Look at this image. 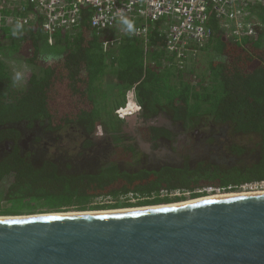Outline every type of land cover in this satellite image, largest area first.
I'll return each instance as SVG.
<instances>
[{
	"label": "trees",
	"instance_id": "obj_1",
	"mask_svg": "<svg viewBox=\"0 0 264 264\" xmlns=\"http://www.w3.org/2000/svg\"><path fill=\"white\" fill-rule=\"evenodd\" d=\"M89 17V10L82 8L74 31L51 34L43 32L38 18L22 27L0 19V123L47 117L52 127L62 128L68 121L64 115H70L115 128L127 108L116 110L133 90L137 104L154 111L166 107L190 127L229 123L240 142L253 146L257 158L233 165L200 161L159 171L120 170L109 162L95 173L70 175L58 172L51 162L36 168L18 159L0 174L6 176L0 202L18 206L0 209V215H19L20 208L33 207L34 201L45 212L69 205L78 211L155 205L179 201L160 197L161 191L264 180V6L243 7L241 17L252 21L254 29L240 37L223 29L209 8L210 36L182 57L166 49L164 20L151 24L146 38L139 39L130 33L135 20L96 31ZM233 150L241 154L244 149L234 145ZM129 194L142 201L88 205L98 197L118 200Z\"/></svg>",
	"mask_w": 264,
	"mask_h": 264
},
{
	"label": "water",
	"instance_id": "obj_2",
	"mask_svg": "<svg viewBox=\"0 0 264 264\" xmlns=\"http://www.w3.org/2000/svg\"><path fill=\"white\" fill-rule=\"evenodd\" d=\"M0 264H264V193L2 218Z\"/></svg>",
	"mask_w": 264,
	"mask_h": 264
},
{
	"label": "flooded vegetation",
	"instance_id": "obj_3",
	"mask_svg": "<svg viewBox=\"0 0 264 264\" xmlns=\"http://www.w3.org/2000/svg\"><path fill=\"white\" fill-rule=\"evenodd\" d=\"M138 107L127 119L117 121L115 128L102 120L94 125L70 115H64L68 121L62 128L52 127L47 117L0 123V174L18 159L36 168L51 162L58 172L70 175L95 173L109 162L120 170L159 171L200 161L233 165L257 158L251 153L253 146L240 142V134L233 133L229 123L209 121L190 127L175 120L166 107L155 111ZM234 145L244 149L241 154L233 150ZM124 146L129 147L127 152ZM5 180L6 176L0 178V186Z\"/></svg>",
	"mask_w": 264,
	"mask_h": 264
},
{
	"label": "built area",
	"instance_id": "obj_4",
	"mask_svg": "<svg viewBox=\"0 0 264 264\" xmlns=\"http://www.w3.org/2000/svg\"><path fill=\"white\" fill-rule=\"evenodd\" d=\"M248 3L264 6V0H0V19L7 24L14 23L17 27H22L38 18L46 34L58 30L70 33L81 22L82 8H87L90 12L89 25L94 30L101 31L135 20L137 24L130 29V33L143 38H146L151 24L164 20L166 49L182 57L192 45L202 46L210 36L211 32L206 24L209 8L220 26L223 29L230 28L235 37H240L243 33L253 34L254 23L241 17V11ZM2 9L8 11V14L2 13ZM130 103L134 105V109L127 114L138 110L137 102L128 96L126 103L116 110V114L126 109ZM197 190L198 197L235 191H264V180L228 187L206 185ZM184 194H190V191H161L159 196ZM96 199L98 204H107L108 199L112 198ZM125 199L130 203L142 201V198L131 194Z\"/></svg>",
	"mask_w": 264,
	"mask_h": 264
},
{
	"label": "rangeland",
	"instance_id": "obj_5",
	"mask_svg": "<svg viewBox=\"0 0 264 264\" xmlns=\"http://www.w3.org/2000/svg\"><path fill=\"white\" fill-rule=\"evenodd\" d=\"M90 95H93L92 93H90ZM96 95V93H95ZM92 100H94V98H92ZM134 105L133 104H129V106L127 107V112L133 108ZM1 187V186H0ZM202 187V186H201ZM201 187H197L195 188L193 191H190V194H184V195H176V196H171V198H175L177 197L179 199V201H174V202H170V203H159V204H155V205H167V204H175V203H179V202H182V201H188V200H193V199H196V198H201V197H205V196H209V195H205V196H196V198H194L193 194L192 193H196ZM128 202L127 199H124V198H120L118 200H114V199H108V203L107 204H112V203H121V202ZM130 203V202H128ZM30 204H34L33 207L31 206H27L29 204H25L26 206L25 207H22L20 208V211H21V214L19 215H7V216H23V215H33V214H38V213H49V212H53V211H49V212H45L47 211V209L45 207H41L39 206V204L37 202H32ZM132 204H135L132 202ZM18 206V204H5L3 202H0V209H3V208H7V207H13V206ZM88 205H103V204H98L97 203V199H94L90 204ZM145 207L147 206H154V205H144ZM144 206H131V207H124V208H115V209H88L86 210L85 212H88V211H104V210H119V209H126V208H135V207H144ZM59 212H80L77 210V206L76 205H69L65 208H63V210L59 211ZM0 216H4V215H0Z\"/></svg>",
	"mask_w": 264,
	"mask_h": 264
},
{
	"label": "bare ground",
	"instance_id": "obj_6",
	"mask_svg": "<svg viewBox=\"0 0 264 264\" xmlns=\"http://www.w3.org/2000/svg\"><path fill=\"white\" fill-rule=\"evenodd\" d=\"M128 112H124L125 116L128 115ZM255 193H264V191H255V192H247V191H235V192H226V193H218V194H211L209 196L196 198L193 200L188 201H182L175 204H167V205H154V206H147V207H135V208H126V209H119V210H104V211H88L87 213H109V212H123V211H132V210H145V209H154V208H160V207H169V206H176V205H182L187 203H192L204 199H212V198H220V197H227V196H234V195H246V194H255ZM85 211L80 212H68V213H84ZM57 213V212H55ZM86 213V212H85ZM16 216H0V219L2 218H11ZM21 217V216H19Z\"/></svg>",
	"mask_w": 264,
	"mask_h": 264
},
{
	"label": "crops",
	"instance_id": "obj_7",
	"mask_svg": "<svg viewBox=\"0 0 264 264\" xmlns=\"http://www.w3.org/2000/svg\"><path fill=\"white\" fill-rule=\"evenodd\" d=\"M139 39H143L142 37H138ZM146 41V40H145ZM128 96H130V98L132 97L133 98V100H135V97H134V92H133V90H131L129 93H128V95H127V97H126V101H127V98H128Z\"/></svg>",
	"mask_w": 264,
	"mask_h": 264
}]
</instances>
